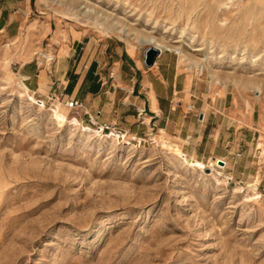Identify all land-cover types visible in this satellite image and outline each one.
I'll list each match as a JSON object with an SVG mask.
<instances>
[{"label":"rangeland","instance_id":"1","mask_svg":"<svg viewBox=\"0 0 264 264\" xmlns=\"http://www.w3.org/2000/svg\"><path fill=\"white\" fill-rule=\"evenodd\" d=\"M41 2L31 1L16 38H0V264H264V0ZM79 3L107 17L81 13ZM148 36L178 57L191 81L186 101L243 138L239 168L211 161L219 176L189 167L151 140L159 129L125 144L55 123L53 101L68 98L49 86L78 40L110 41L138 59ZM28 61L47 82L38 93L18 85ZM254 192L259 202L248 201Z\"/></svg>","mask_w":264,"mask_h":264},{"label":"crops","instance_id":"2","mask_svg":"<svg viewBox=\"0 0 264 264\" xmlns=\"http://www.w3.org/2000/svg\"><path fill=\"white\" fill-rule=\"evenodd\" d=\"M31 1L0 0L1 39L16 38L23 27H28L21 24L31 11ZM125 52L110 41L103 44L86 41L85 38L78 40L65 64L60 66L61 75L53 74L49 91L63 98L82 100L86 111L92 115L101 109L97 121L117 123L127 132V136L143 139L150 132L162 129L179 144L187 157H194L196 162L210 158L222 160L224 168L230 163L237 168L243 164V138L231 139L229 136L232 133L217 123L216 115H206L196 106L199 105L198 101L191 97L186 101L185 91L188 92L189 87L177 70L178 57L164 51L151 66H146L143 56L134 59L127 48ZM114 68L125 87L114 84V76L111 79L110 73ZM18 72L31 93H38L40 88L47 86V82L41 80L42 69L36 67L35 63H21ZM116 86L120 89L111 91V87ZM53 102L62 104L59 98ZM185 103L192 105L193 109H184ZM222 105L225 108V101L218 103L219 109ZM237 133L242 135L241 131L235 130L234 134ZM250 135L254 137L255 130L248 133L249 139L252 138ZM248 171L253 173L251 169ZM260 199L261 195L258 202Z\"/></svg>","mask_w":264,"mask_h":264},{"label":"bare ground","instance_id":"3","mask_svg":"<svg viewBox=\"0 0 264 264\" xmlns=\"http://www.w3.org/2000/svg\"><path fill=\"white\" fill-rule=\"evenodd\" d=\"M54 4H58V0H51ZM75 2V1H74ZM83 3H79L78 6H77V10L83 14H86V13H90V12H93L97 17L98 16H101L103 19L107 17L106 14H104V12H100L99 10L95 11V9H90V8H87L84 4L82 5ZM112 22H114L112 20ZM111 22V24L113 25L114 27V24ZM116 22L115 21V25H116ZM117 26V25H116ZM116 28V27H115ZM120 31L123 32L124 35H128L129 34V31L127 29H125V27L121 28ZM127 38V37H126ZM166 44V43H165ZM159 41H157L154 37L152 36H148V37H144L142 38L140 41H139V45L140 46H143L144 48H147V47H153V48H156L159 53H163L165 50H170L171 48H169L167 45H165ZM178 55H179V59H180V62L181 61H187V58H184V54L181 53V51L179 50L178 46H176V48H174ZM200 49V48H199ZM196 50V48H193V51ZM199 51V50H198ZM188 57V56H187ZM211 57V56H210ZM48 60H51V57L48 59ZM204 60V59H203ZM205 61V60H204ZM203 66V65H202ZM195 68L199 69L201 68V63H198L196 62V60H188L187 64H186V69L189 71V72H192L195 70ZM200 72V71H199ZM216 75L215 73H209V78H210V82L214 81ZM22 76L20 74H18L17 76V81H18V85L20 87H22L24 90H28L26 88V86L23 84L22 82ZM192 80V79H191ZM190 83L191 81L189 80L188 81V87L190 86ZM30 91V90H29ZM28 92V91H27ZM30 93V92H29ZM27 94V97L29 100H31L32 102L34 103H37L36 101V98L33 97L31 94ZM33 94V93H32ZM26 95V94H25ZM152 100L154 101V98L152 97ZM40 105L42 104L43 105V100H40L39 101ZM153 104V103H152ZM65 106V105H64ZM153 108L155 109V106H153ZM50 112H51V115L55 121V123L58 125V126H62L64 124H69L73 127H77L80 129V131H84L85 132V128H90L92 129L89 125H86V127L83 125L84 123H82V119L80 120L81 123L79 122V118L77 119V117H68V114H67V110L65 108H63L62 104L60 103H56L55 105H52V107L49 109ZM156 110V109H155ZM68 111H70V109H68ZM147 119V118H146ZM81 127L84 128L81 129ZM87 131V130H86ZM94 133L95 131L92 130ZM90 132V131H89ZM97 133V132H96ZM91 134V133H90ZM93 134V133H92ZM98 135H100L99 133H97ZM100 136H103V135H100ZM104 137H107V136H104ZM111 138V137H109ZM127 138V137H126ZM126 138H124L122 141L123 143L125 144H131V140L130 141H126ZM140 141V139L138 138L137 141ZM151 140L157 144V145H160L162 146L167 152L169 153H172L173 155H175L176 157L180 158L181 161L183 163H185L186 165H188L189 167H192V168H198L201 170V172L204 173V170L207 168L208 170H210V174H214V175H221V172L217 171V172H213L215 171V168L211 166L210 162L213 161L214 164L212 165H215V163H217L218 161H215V160H212V159H209L208 163L207 164H204L203 162L201 163V166H197L196 165V160L194 157H187V155H185L181 149L173 142H169L166 140V137H165V132L160 129L159 130V133L156 135V136H152ZM264 144L263 143H260L258 147H261L263 146ZM263 153V151H262ZM219 163V162H218ZM220 164V163H219ZM224 164V163H223ZM222 164V165H223ZM221 165V164H220ZM220 178V177H219ZM248 184V183H247ZM240 187V186H239ZM250 185H247V188H249ZM238 188V187H237ZM246 188V189H247ZM245 189V188H244ZM256 189V188H254ZM250 190V189H248ZM247 192V191H246ZM249 193V192H248ZM247 197H249V200L248 201H255V202H258V199L260 197V194L258 192H254L253 195H247ZM263 207H264V204H263Z\"/></svg>","mask_w":264,"mask_h":264},{"label":"built area","instance_id":"4","mask_svg":"<svg viewBox=\"0 0 264 264\" xmlns=\"http://www.w3.org/2000/svg\"><path fill=\"white\" fill-rule=\"evenodd\" d=\"M113 74L110 73L111 79ZM64 105L71 110H74L76 115L82 119V123L89 125L95 132L100 135L111 137L116 140H123L124 138H129V140L134 141L137 138L133 136H127V132L121 128L117 123L110 121L98 122L97 117L101 114V109H97L92 115L86 111L84 103L80 99L71 98L64 101ZM192 105H188L187 109L190 110ZM142 111L139 112L141 114ZM141 139V138H139ZM239 155V154H237Z\"/></svg>","mask_w":264,"mask_h":264},{"label":"water","instance_id":"5","mask_svg":"<svg viewBox=\"0 0 264 264\" xmlns=\"http://www.w3.org/2000/svg\"><path fill=\"white\" fill-rule=\"evenodd\" d=\"M159 51L156 48L153 47H147L143 50V63L146 66H151L155 58L159 55ZM220 164H223L222 160H218Z\"/></svg>","mask_w":264,"mask_h":264}]
</instances>
